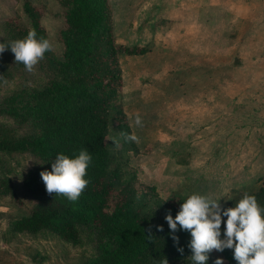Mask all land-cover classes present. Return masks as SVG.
I'll list each match as a JSON object with an SVG mask.
<instances>
[{
  "label": "rangeland",
  "instance_id": "obj_1",
  "mask_svg": "<svg viewBox=\"0 0 264 264\" xmlns=\"http://www.w3.org/2000/svg\"><path fill=\"white\" fill-rule=\"evenodd\" d=\"M30 1L53 51L27 72L10 49L0 53V101L17 89L41 88L58 74L62 0H0V39L15 26L30 27L23 4ZM109 28L115 42L145 46L121 53V103L129 131L113 119L107 145L136 174L138 204L156 232L138 264H193L181 254L160 201L171 195L222 197L233 207L245 193L264 207V0H109ZM139 115L142 126L135 124ZM22 136L36 130L32 120L0 114V130ZM121 133L135 134L137 151ZM114 141H119V147ZM118 156V157H119ZM45 161L33 153L0 151V264H86L98 260L97 231L81 226L76 240L42 229L15 232L14 219L29 215L35 199L25 174ZM140 192V193H141ZM260 195V196H259ZM172 217L174 215L171 213ZM226 221V217H224ZM157 226H163L158 231ZM224 224L221 232L223 234ZM233 251V250H232ZM222 252L213 250L207 264Z\"/></svg>",
  "mask_w": 264,
  "mask_h": 264
},
{
  "label": "trees",
  "instance_id": "obj_2",
  "mask_svg": "<svg viewBox=\"0 0 264 264\" xmlns=\"http://www.w3.org/2000/svg\"><path fill=\"white\" fill-rule=\"evenodd\" d=\"M61 2L65 24L60 31L63 51L55 60L58 74L41 88L17 89L0 101L1 115L32 120L36 128L19 137L1 129L0 151L30 152L45 161L24 176V186L35 204L29 215L13 220V230L35 233L46 229L66 240H76L81 226L93 227L98 235V260L86 264H138L157 235L140 210L138 194L143 191L135 184L134 169L125 158L111 153L107 137L113 119L129 131L121 103L119 56L148 49L115 42L109 28V0ZM23 8L30 27L15 26L12 37L1 38L0 43L23 39L31 30L36 31L38 39L48 38L41 12L30 1H25ZM130 148L137 151L134 142ZM81 149H87L92 160L85 176L89 183L79 199L72 202L63 195L48 194L40 173L52 170L58 154L74 158ZM1 185L0 192H9ZM260 192L264 195V185ZM185 199L171 195L162 199L160 206L175 217ZM178 232L181 241L176 244L172 239L171 244L191 250L190 233ZM222 253L224 264H237L231 249Z\"/></svg>",
  "mask_w": 264,
  "mask_h": 264
},
{
  "label": "clouds",
  "instance_id": "obj_3",
  "mask_svg": "<svg viewBox=\"0 0 264 264\" xmlns=\"http://www.w3.org/2000/svg\"><path fill=\"white\" fill-rule=\"evenodd\" d=\"M8 48L14 54L15 63H22L25 70L31 73L45 53L53 51L54 44L49 38L38 39L36 31L31 30L23 39L0 43V53ZM135 124L142 126L139 115L135 118ZM121 135L126 141L139 142L135 134ZM114 143L118 148L119 141ZM91 160L87 149H81L74 158L58 154L51 165L52 170L40 173L47 193L77 201L89 183L85 176ZM221 198L201 194L188 196L180 205L175 218L170 212L165 216L171 232L183 230L190 233L188 247L191 249L193 264H207L213 250L223 252L225 249L233 250L237 264H264V207L258 204L254 195L248 193L235 206L228 208L222 207ZM157 230L163 231V226H157ZM148 237L151 239L152 235ZM172 239L176 244L179 243L178 236L172 235ZM177 250L183 254V248L178 247ZM162 264H168L166 258ZM214 264H224V261L217 258Z\"/></svg>",
  "mask_w": 264,
  "mask_h": 264
}]
</instances>
